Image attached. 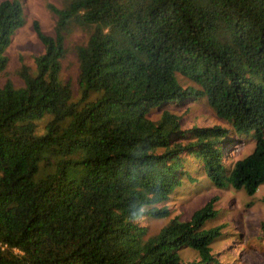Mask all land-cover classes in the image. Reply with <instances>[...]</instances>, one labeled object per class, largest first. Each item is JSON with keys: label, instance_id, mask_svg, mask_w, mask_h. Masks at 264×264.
I'll list each match as a JSON object with an SVG mask.
<instances>
[{"label": "trees", "instance_id": "16d2710c", "mask_svg": "<svg viewBox=\"0 0 264 264\" xmlns=\"http://www.w3.org/2000/svg\"><path fill=\"white\" fill-rule=\"evenodd\" d=\"M48 9L53 35L32 23L43 46L34 70L21 64L22 86L0 85V264H182L187 247L194 264H221L211 254L218 232L204 229L215 198L151 238L138 219L169 215L190 157L217 187L253 196L264 185V0H64ZM24 24L20 1L0 2V74ZM71 29L87 37L75 49L78 103L60 77ZM177 74L193 84L183 88ZM202 98L229 129L184 131L166 109ZM250 131L254 150L224 182L227 145Z\"/></svg>", "mask_w": 264, "mask_h": 264}, {"label": "rangeland", "instance_id": "374dc122", "mask_svg": "<svg viewBox=\"0 0 264 264\" xmlns=\"http://www.w3.org/2000/svg\"><path fill=\"white\" fill-rule=\"evenodd\" d=\"M3 0H0V2ZM22 4L25 24L14 32L9 46L5 51L7 67L0 74V85L7 81L14 87H21L22 81L17 76L21 64L34 70V59L43 53V46L33 31L32 23L38 22L41 30L47 35H53L55 16L49 11L48 5L62 7L64 0H18ZM86 35L79 29H71L65 39L67 53L61 61V80L69 82L72 87L71 103H78L81 88L78 86V61L75 49L86 42ZM183 88L191 85L186 77L177 74ZM193 84V83H192ZM97 97L90 93L86 103ZM81 103L80 106H82ZM178 118L181 130H190L194 127H213L229 129L223 121L216 118L209 106L207 98L190 101L180 105L166 107ZM160 109H155L149 115L153 121L160 118ZM254 131L242 136L233 137L235 142L227 145L223 167V181L226 182L233 164L248 156L254 150ZM70 157L80 161L83 156L74 146ZM187 172L189 179L183 180L176 188L167 204L169 215L164 218H139L138 224L147 228L146 238L157 235L160 229L170 220L177 217L180 221H189L192 214L201 209L212 198H215V218L205 223L204 229H216L217 238L211 243V254L221 264H264V185L259 186L253 196H248L243 190H233L229 185L217 187L209 176L205 164L201 160L188 158ZM182 264H194L199 258L195 250L183 248L178 251Z\"/></svg>", "mask_w": 264, "mask_h": 264}]
</instances>
